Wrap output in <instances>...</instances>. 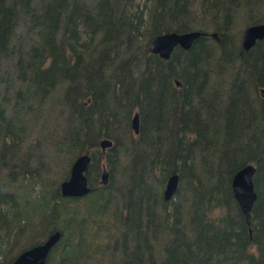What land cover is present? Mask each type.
I'll list each match as a JSON object with an SVG mask.
<instances>
[{
    "label": "trees",
    "instance_id": "16d2710c",
    "mask_svg": "<svg viewBox=\"0 0 264 264\" xmlns=\"http://www.w3.org/2000/svg\"><path fill=\"white\" fill-rule=\"evenodd\" d=\"M263 21L264 0H0L3 250L59 231L48 260L66 264H264V38L240 44ZM190 30L218 40L201 35L167 59L148 49L157 34ZM100 137L114 148L104 165L116 188H93ZM84 151L90 191L61 196ZM244 165L249 224L230 189ZM172 173L179 229L162 197Z\"/></svg>",
    "mask_w": 264,
    "mask_h": 264
},
{
    "label": "water",
    "instance_id": "95a60500",
    "mask_svg": "<svg viewBox=\"0 0 264 264\" xmlns=\"http://www.w3.org/2000/svg\"><path fill=\"white\" fill-rule=\"evenodd\" d=\"M201 35L205 36L206 33L196 30L160 33L149 40L148 49L152 54L167 59L175 46L187 50L193 41ZM210 36L212 39L218 40L215 32L210 33ZM262 38H264V21L246 26L242 30L240 44L243 49L247 50L256 40H261ZM175 85L179 87L180 83L175 81ZM257 94L259 97L264 98V87L257 88ZM130 127L134 134L138 133L139 118L137 112L130 118ZM97 145L100 151H104L112 145V142L108 138H102L98 140ZM89 162L90 154L88 151H84L74 158L69 168L68 177L58 185V191L61 196L81 197L89 192L85 177ZM253 172L254 167L252 165H244L235 171L230 178L232 196L243 214L246 224H249V213L256 196L251 180ZM107 176L108 171L104 165H101L99 184L105 185ZM177 184L178 176L176 173L167 176L162 189V197L164 200L167 201L172 198L177 189ZM60 235L59 231L51 232L42 243L33 245L20 252L10 264H45L51 247L59 240Z\"/></svg>",
    "mask_w": 264,
    "mask_h": 264
},
{
    "label": "rangeland",
    "instance_id": "374dc122",
    "mask_svg": "<svg viewBox=\"0 0 264 264\" xmlns=\"http://www.w3.org/2000/svg\"><path fill=\"white\" fill-rule=\"evenodd\" d=\"M197 31H199V30H197ZM214 40V39H213ZM181 60H184V56L181 54V58H180ZM138 86H140V83H137V86L136 87H138ZM135 93H137V91H136V89H135ZM121 132H124V130L123 129H119L118 130V132L117 133H121ZM135 136V138L136 139H138L139 138V135H134ZM115 137L116 138H118V139H123V135H115ZM102 138H107V137H100V138H98V140L99 139H102ZM109 139V138H108ZM98 140H96V142L98 141ZM96 155H95V162H96V157H98V159H99V171L98 172H96V171H92V176H93V178H94V181H95V183H97V181H98V174H99V172H100V170H101V165L102 164H105L106 163V161L108 160V158H109V156H111V155H113L114 154V148H113V150H109V148H107V149H105L104 151H100V149H99V147H96ZM98 155V156H97ZM115 155V154H114ZM115 158H116V156H115ZM64 166V165H63ZM63 166H56L55 168H54V170H53V173H52V176H50V177H48V180H50L51 182H54V181H56L57 180V178H58V169H60V168H62ZM107 169V168H106ZM9 170H7V172H8ZM156 173L157 174H159V172L158 171H156ZM60 174H61V171H60ZM110 180H109V182L107 183V186H108V189H110V187H117L118 186V182L120 181V179L119 178H117L116 177V175L114 174V173H112V174H110ZM94 183V182H93ZM164 183V182H163ZM164 185V184H163ZM163 185H162V188H163ZM161 188V189H162ZM178 188H179V186H178ZM168 205L167 206H165L166 207V209H167V212H168V214L170 215H173V219L176 221L174 224H173V227L174 228H177L178 227V229L180 228V223H179V221H178V211H176L177 209H176V205L177 206H179V198H178V196H173L172 197V199L170 200V202L169 203H167ZM173 207V209H171ZM175 208V209H174ZM7 219H8V217H7ZM1 223H4V219H0V224ZM178 223H179V226H178ZM18 231H19V229H17V233H18ZM3 235V233L0 231V236H2ZM39 239V238H38ZM43 239V238H42ZM42 239H39V241H41ZM3 241H7V242H9V244H10V247H9V249H8V251H4L3 250V248H4V244L2 243V241L0 242V264H3V262H4V259H5V257H7L8 256V254H9V252L11 251V250H14V251H16V252H18V251H20L21 249H23L24 247H26V246H28L31 242H33V241H35V238H32V236H30V237H28L27 239H25L23 242H21V243H18L17 242V239H14V238H12V239H5V240H3ZM169 243H170V239H168V237L167 238H165L164 239V244L165 245H169ZM17 244H19V245H17ZM165 247L163 246V249H164ZM107 251H109V247H108V250ZM164 254H165V252H163L162 253V255L164 256ZM48 261H51L52 263L51 264H66V263H63L62 261H60V259H57L56 261H54V260H52V259H49L48 260V257H47V260H46V262H45V264H49L48 263ZM158 263H160V262H157L156 264H158Z\"/></svg>",
    "mask_w": 264,
    "mask_h": 264
},
{
    "label": "flooded vegetation",
    "instance_id": "af4514ba",
    "mask_svg": "<svg viewBox=\"0 0 264 264\" xmlns=\"http://www.w3.org/2000/svg\"><path fill=\"white\" fill-rule=\"evenodd\" d=\"M106 168V167H105ZM99 174H100V172H99ZM99 174H98V181H97V183H93V188H96V187H98V186H104V185H101V184H99ZM68 175H69V173H68ZM110 172H109V170H108V176H107V182H106V184L105 185H107V183L109 182V180H110ZM89 182H87V185H88V187H89V191H90V186H89V184H88ZM86 195V194H85ZM84 196V195H83ZM70 197V196H69ZM82 197V196H81ZM72 198H80V197H72ZM50 234V233H49ZM48 234V235H49ZM48 235H46L41 241H39V242H37V243H34V244H31V245H29V246H26V247H24L23 249H21L20 251H18L17 253H16V255L14 256V257H16L20 252H22L23 250H25V249H27V248H29V247H31V246H33V245H36V244H40V243H42L46 238H47V236ZM57 243V242H56ZM56 243L53 245V246H55L56 245ZM52 246V247H53ZM51 247V248H52ZM51 250V249H50ZM49 254V253H48ZM47 257H48V255H47ZM47 257H46V260H47ZM46 260H45V262H46Z\"/></svg>",
    "mask_w": 264,
    "mask_h": 264
}]
</instances>
